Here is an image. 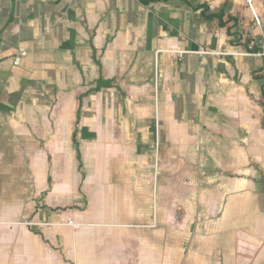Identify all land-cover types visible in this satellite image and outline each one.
<instances>
[{
  "label": "crops",
  "instance_id": "0c3cea01",
  "mask_svg": "<svg viewBox=\"0 0 264 264\" xmlns=\"http://www.w3.org/2000/svg\"><path fill=\"white\" fill-rule=\"evenodd\" d=\"M188 1L0 0V264H264L259 31Z\"/></svg>",
  "mask_w": 264,
  "mask_h": 264
},
{
  "label": "built area",
  "instance_id": "2783aa9c",
  "mask_svg": "<svg viewBox=\"0 0 264 264\" xmlns=\"http://www.w3.org/2000/svg\"><path fill=\"white\" fill-rule=\"evenodd\" d=\"M257 0H247V6L249 7L252 13V24L255 29L259 31V34L252 32L250 30L242 29V24L238 22L239 32L241 35L242 43L246 44L248 50L242 54L246 56H254L259 57L263 61V74H264V19L257 12L254 2ZM184 52H181L179 55L183 56ZM229 53H216L209 50L201 49L198 52L199 56H220V55H228ZM69 226L76 227L73 221L69 220L66 222ZM25 226H41L48 225L45 223H37L34 221H24L20 223Z\"/></svg>",
  "mask_w": 264,
  "mask_h": 264
},
{
  "label": "trees",
  "instance_id": "16d2710c",
  "mask_svg": "<svg viewBox=\"0 0 264 264\" xmlns=\"http://www.w3.org/2000/svg\"><path fill=\"white\" fill-rule=\"evenodd\" d=\"M154 1H156V2H160V1H167V0H154ZM183 1H185V2H187V3H189V1L188 0H183ZM228 1H227V5H228ZM145 4H148V2H146L145 1ZM190 4V3H189ZM200 9H203L204 11L202 12V15H203V18L206 20V21H214V20H218L219 21V25L221 26V27H226V23L224 22V20H223V18H224V11L223 12H220V13H218V14H213V15H208V12H209V7L207 6V5H202V6H199L198 8H197V10H200ZM232 20V19H231ZM234 20V19H233ZM102 87L101 86H98V88H97V90H100ZM79 119H80V113H79V115H78V122H79ZM77 130L75 131V133H74V136H73V138H74V141H75V143H76V146L78 147V144H77V141H76V137H77ZM79 159H80V155H79V157H78Z\"/></svg>",
  "mask_w": 264,
  "mask_h": 264
},
{
  "label": "rangeland",
  "instance_id": "374dc122",
  "mask_svg": "<svg viewBox=\"0 0 264 264\" xmlns=\"http://www.w3.org/2000/svg\"><path fill=\"white\" fill-rule=\"evenodd\" d=\"M247 2V1H246Z\"/></svg>",
  "mask_w": 264,
  "mask_h": 264
}]
</instances>
